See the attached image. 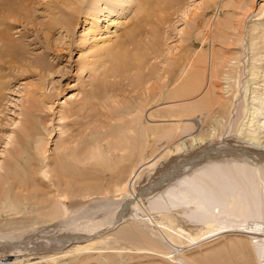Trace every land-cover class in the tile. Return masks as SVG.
Segmentation results:
<instances>
[{"label":"rangeland","instance_id":"obj_1","mask_svg":"<svg viewBox=\"0 0 264 264\" xmlns=\"http://www.w3.org/2000/svg\"><path fill=\"white\" fill-rule=\"evenodd\" d=\"M150 1L153 4L152 7L141 12L140 6L134 5L137 4L136 0L135 3L134 0H0V9L3 8V14L0 16L4 17V20L0 21V29L6 31L7 40L23 48L19 55L13 57L3 55L2 51L5 46L0 49V89L2 88L0 90V182L4 177L2 169L4 170L7 165L13 162L14 154L19 149L18 141L22 135L24 136L25 132L23 131H26L27 128L33 133L40 134L35 133L36 138L46 141L47 150L43 163L40 159L33 160V166L28 170L29 178L34 177V184L28 182L17 188L14 182L10 183L9 196L11 199L19 200L22 204L20 207L25 210H22L20 215H16L17 217L3 211L0 213V247L9 249L0 250L1 264H5L7 260L9 263L11 258L21 255V257L34 258L35 256L63 253L74 244L84 243L82 245H86L85 242L88 241V238L100 240L103 237L101 239H105L106 243L104 246H94L78 256L57 261L54 264H199L206 258L217 254L218 251L230 250L234 242H244L247 245L246 237L241 233L229 235L227 232H221L225 235L221 234V237L217 236L215 237L217 239L214 238V240L199 241L197 235L203 231L199 227L200 222L198 224L195 221L194 225L192 222L189 225L186 222L187 226L185 220L178 216V211L170 213L155 210L146 211L150 203L149 196H145L143 201L139 196L126 201L123 209L126 213L116 223L112 221L114 218H111L115 217L114 207L123 204L126 199L124 197L127 196H123V198L111 195L91 196L84 199H72L75 203L72 200L65 202L67 208L72 205V202L79 204L77 208L83 209H81L82 211L78 209L79 212L96 211L95 215L89 213L90 217L92 215V221L94 220V229L89 231H97L91 237L86 235L87 231H79V233L75 231L77 228L79 229V226L75 227L76 222H69V225L65 227L60 225L64 221L63 219L66 220L70 216L68 213L60 218L54 217L52 222L42 223V221L50 219L47 215L50 208L55 209L58 214L63 213L64 207L57 200V194L61 195L68 190V187L71 190L74 188L76 190L85 185L98 184L85 181L75 183L72 179H61L54 172L56 158L64 151L79 150L90 138V134L96 131L104 132L109 127L122 130L124 125L135 130L136 126L130 122L136 116L134 113V109L137 108L136 102L141 100L137 98L146 95L151 101L153 95L159 92L156 88L165 86L170 81V73L175 66L165 69L166 65L163 64L165 61H162L172 60V57L179 60L181 53L191 47L196 48L200 43L201 31L206 23L222 17L229 19L228 16L238 13L233 11L232 5L226 7L227 0H207L200 7L199 4L202 0ZM71 2L74 5L66 7L69 3L71 5ZM263 5L264 0H254L253 12L245 21L244 31L248 30V34L254 24L264 23L262 17L254 16ZM72 9H76L77 12ZM9 14L10 18L6 19L5 16ZM60 16L72 17V21L75 16L77 21L73 28L66 31L58 25L55 19ZM54 21L55 25H53ZM153 29L160 34L163 57L162 60H153V56H150V52L148 53L149 69L145 71L148 84L145 87L152 88L150 94H146L143 91L144 88L132 89L130 87L128 83L133 77L132 72L126 76L125 74L119 76L111 73V76L116 77L107 79L106 97L103 100H88L87 93H92L94 87L104 81L103 71L105 68L107 69V65L98 66L94 62L96 60L101 62L100 58L104 54L110 59V54L105 53L109 47L106 46L108 41L110 40L109 44L113 41L125 43L130 32L142 36L139 41L147 40L149 31ZM116 37L117 40H115ZM102 41H104V45H102ZM0 46L2 45L0 44ZM102 47L105 48L100 49ZM247 55V57L250 56L248 53ZM91 67L95 68L94 72L90 70ZM157 67L158 69H156ZM154 74H159V78L156 75L154 80ZM149 78L151 79L149 80ZM258 78L255 80L259 81L260 87L262 79ZM154 84L155 88H153ZM237 112L238 110L233 113L234 116L232 115L233 124L239 116V112ZM198 119L199 117H197ZM195 129L197 130V127ZM121 134L124 136L123 131ZM231 134L234 133H226L228 138L233 139L235 136ZM224 139L232 141L234 144L238 141V139L236 141V137L233 139L235 141ZM214 140L217 141V139ZM211 143L213 141L204 144L201 148L202 151L197 156L193 152L192 156L189 153L190 159L182 162L176 172L180 173L181 170L185 171L188 168L186 170L188 173L193 169H200L197 167L203 164L206 167L230 166L236 162H242V166L250 167L249 169H264L263 162L260 164L247 157L231 154L230 152L235 149L232 145L226 144L225 140H221L219 143L221 147L218 149ZM198 150L200 149L198 148L196 152ZM223 150L229 154L226 155ZM236 154L238 153L236 152ZM180 156L181 154H176L175 157L172 155L171 158H163L152 168L151 172L144 171L140 181H137V191H141L145 187V183L151 182L152 186L154 184L158 186L160 183L161 186L164 183L163 180L168 179L162 174H169L170 170L168 169L172 163L178 162L179 164V160H182V156ZM240 163L238 165H241ZM45 165L49 166L48 170L42 168ZM39 169L47 171L48 175L41 178L42 176L37 173ZM174 169L172 168L171 173L174 172ZM154 175L156 176L154 177ZM156 181H158L157 184ZM166 182H170V179ZM165 184L163 185L166 186ZM157 193L159 191L152 192L150 197H154ZM132 199L134 203L131 205L129 202ZM111 209L112 212L109 213ZM69 213H71L70 210ZM72 213H76V211H72ZM89 214L87 219L90 218ZM74 216L72 215L71 218ZM262 219L264 220V214ZM32 220L41 223L31 228L22 227V224L25 226ZM96 223L99 225L98 227ZM102 223L104 225H101ZM164 224L170 230L166 228H164L165 231L162 230L161 226ZM80 228L91 229L87 226H80ZM161 231H164L176 245L181 243L184 248L181 246L176 249L174 244L162 235ZM168 231H172V233L170 234ZM123 233H128L129 237L123 239ZM156 233L159 235L156 236ZM74 234H79L81 235L79 238L84 239L79 243H77L78 241H73V243L70 240L75 236ZM174 248L175 250H173ZM139 249L143 250L139 251ZM6 252L9 254H2ZM29 252L33 255L30 256ZM12 254H15L14 257L11 256ZM255 256V264H264V260L257 257L256 252Z\"/></svg>","mask_w":264,"mask_h":264},{"label":"bare ground","instance_id":"obj_2","mask_svg":"<svg viewBox=\"0 0 264 264\" xmlns=\"http://www.w3.org/2000/svg\"><path fill=\"white\" fill-rule=\"evenodd\" d=\"M204 1L207 0H202L199 7L202 6ZM136 2L137 4L134 0V5H139L141 12L153 5L150 0H136ZM253 3L254 0H227L226 7L232 5L233 11L238 12L237 14L231 12L234 15L228 16L229 19L222 17L206 23L201 31L200 43L196 48L191 47L181 53L179 60L172 57V60L162 61H165L163 63L166 65L165 69L175 66L170 73V81L167 85L156 88L159 92L153 95L151 101L148 100L146 95L144 97L137 96V99L141 100L136 102L137 108L134 109L136 116L130 122V124L134 123L136 126L135 130L128 127V125H124L122 130L109 127L104 132L96 131L90 134V138L88 137L89 139L79 150L64 151L56 158L54 172L61 179H72L75 183L85 181L98 184L85 185L76 190L74 188V191L68 187V190L61 195L57 194V200L64 207L63 213L58 214L55 209L50 208L47 213L50 219L42 221V223L52 222L53 219L60 218L68 213L70 216L66 220L63 219L64 221L60 225L65 227L69 225V222H76L75 227L79 226V229L77 228L75 231H78V233L79 231H87L86 235L91 237L97 232L89 231L94 229L92 215H95L96 211L81 212L83 209L77 208L79 204H73L72 199H84L91 196L105 197L107 195L120 196L121 198L127 196L124 197L126 199L123 204L114 207L116 210L115 217L111 218H114L112 221L116 223L126 213L123 211L126 201L137 196L143 198H140L143 201L145 196H149L150 203L146 211L155 210L166 213L178 211V216L185 220V224L186 222H188V225L191 222L196 221L198 224L200 222L199 227L203 229V233L200 234L201 229L198 231L199 241L214 240L217 236L221 237V234L225 235L221 232H227L229 235H235V233L245 235L247 245L244 242H234L230 250L218 251L217 254L206 258L199 264H255V252L257 257L264 260V220L262 219L264 214V169H249L250 167L242 166V162H239L241 165L236 162V164L230 166L215 165L206 167L203 164V167L196 166L200 169H193L188 173L186 171L188 168L185 171H183L184 169L181 170L180 173L176 172L181 166L180 164L188 158L190 159L193 153L197 156L202 151L201 148L204 144L213 141L211 144L216 145L218 149V147H221V144H219L221 140H225L226 144L232 145L235 149L230 152L231 154L238 157H247L251 161L260 164L264 163V23L254 24L249 34L248 30L244 31L246 18L250 17L253 12ZM72 5L74 4L71 2V5L69 3L66 7ZM72 10L77 12L76 9ZM2 14L3 8L0 9V15ZM216 14L218 13L216 12ZM92 16L94 15L92 14ZM254 16L264 19V5L259 8ZM5 18L9 19L10 14ZM71 18L60 16L55 19L62 29L68 31V29L73 28L77 21V17L73 16V21ZM2 20H4V17L0 16V21ZM55 24L54 21L53 25ZM87 31H89V28H87ZM6 35V31L0 29V44L2 45L0 49L5 46L2 51L3 55L11 57L19 55L23 48L7 40ZM117 37L115 40H117ZM160 38V34L153 29L149 31L147 40L139 41L142 36L135 32H130L127 35L125 43L113 41L109 44V40L106 45L109 47L105 53L110 54V59L104 54L100 58L102 61H98L100 63L97 60L94 62L98 66L104 67L107 65V69L105 68L103 71L104 81L95 86L92 93H87L86 98L88 100H103L107 94L105 89V87L108 88L107 79L115 78L114 74L119 76L125 74L126 76L131 72L133 77L131 82L128 83L130 87L132 89L144 88L143 91L150 94L152 88L145 87L148 84L147 73L145 72L149 69L147 58L149 52L150 56H153V60L163 57ZM102 42V45H104V41ZM246 52L250 54L249 57H247ZM90 70L94 72L95 68L91 67ZM156 75L159 78V74H154V80ZM160 76L164 77L163 75ZM256 77L262 79L260 87L258 85L259 81L255 80ZM93 78H95L94 75ZM155 87L154 84L153 88ZM236 110H238L239 116L235 121L236 123L233 124L231 118ZM197 117H199L198 120ZM195 127H197V130ZM122 131L124 136L121 134ZM23 132L25 134L18 141L19 149L14 154L13 162L7 165L4 170L2 169L4 177L0 182V213L3 211L13 216L20 215L25 208L20 207L22 204L19 200L11 199L9 196L10 183L14 182L17 188L28 182L34 184V177L29 178L28 170L33 166V160L40 159L43 163L47 151L46 141L36 138V134L40 135L39 133L35 132V134L28 128ZM229 132L234 133L231 135L236 137V141L238 139L236 144L224 139H232L226 135ZM214 139H217V141ZM198 148L200 150L196 152ZM225 149L229 150L228 148ZM189 153L191 156H188ZM176 154H181L182 160H179V164L178 162L172 163L168 169L170 170L169 174H162V176L165 175L168 178L166 181L170 179L168 183L163 180L166 186L163 183L161 184L162 188H160V183L158 186H155V184L152 186L150 182L145 183V187L143 186L144 188L141 191H137V181H140L144 171L151 172L152 168L161 159L171 158L172 155L175 157ZM218 154L217 157L219 158ZM225 154L229 153L226 152ZM42 168L48 170L49 166L45 165ZM172 168L175 169L171 173ZM37 173L42 176H40L41 178L48 175L47 171L40 169ZM160 173L162 172L160 171ZM160 173L156 174L161 175ZM157 182L155 183L157 184ZM156 191H159V193L151 198V193ZM68 200L73 201L69 208L65 206V202ZM133 203L132 199L129 204L132 205ZM128 207L130 206L128 205ZM78 209L82 210L79 212ZM112 209L109 213L112 212ZM69 210L71 213L72 211H76V213L71 214ZM89 213L92 214L91 217ZM88 214L89 219H87ZM72 215L75 216L71 218ZM230 219H232L231 222H229ZM39 223L41 222L32 220L26 224L24 223L25 226H23L20 222L22 227L27 228ZM80 226H87L91 229H82ZM96 226L99 225L96 223ZM164 228L170 230L166 224L161 226V229L165 231ZM190 230L192 231L191 228ZM164 231H161L162 235L173 243L176 249L182 246L181 243L176 245ZM168 232L172 233V231ZM157 234L155 235L157 236ZM81 235L76 234L71 237L70 241H78L77 243H79L80 240L84 239L79 238ZM128 237V233L122 234L123 239ZM101 238L100 240L88 238V241L85 242L86 245H82L84 243H81V245L74 244L63 253L42 257L35 256L34 258L21 257V255L17 258H11L9 263H7V260L5 264H54L57 261L78 256L94 246H104L106 240ZM1 247L0 250H9L6 247ZM7 253L9 254V252L2 254ZM14 255L11 256L14 257ZM0 261L2 260L0 259Z\"/></svg>","mask_w":264,"mask_h":264}]
</instances>
